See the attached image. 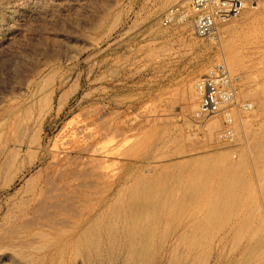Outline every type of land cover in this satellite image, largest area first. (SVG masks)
Listing matches in <instances>:
<instances>
[{
    "label": "rangeland",
    "instance_id": "rangeland-1",
    "mask_svg": "<svg viewBox=\"0 0 264 264\" xmlns=\"http://www.w3.org/2000/svg\"><path fill=\"white\" fill-rule=\"evenodd\" d=\"M183 1L0 0V187L15 180L0 190V222L17 206V227L31 228L16 247L0 250V264H95L85 257L89 245L75 241L77 221L81 230L93 219L114 221L142 185L150 190H136L141 202L152 194L167 210L190 202L204 210L221 197L211 191L216 180L188 179L202 169L236 165L227 179L237 189L229 193L233 206L264 213V0L221 25L213 39L196 36L191 23H160L169 6ZM219 60L253 104L237 118L234 142L218 139L219 116L194 118L197 79ZM55 170L68 173L65 182ZM44 181L50 206L36 203L40 210L24 213L25 199Z\"/></svg>",
    "mask_w": 264,
    "mask_h": 264
},
{
    "label": "bare ground",
    "instance_id": "bare-ground-1",
    "mask_svg": "<svg viewBox=\"0 0 264 264\" xmlns=\"http://www.w3.org/2000/svg\"><path fill=\"white\" fill-rule=\"evenodd\" d=\"M185 1H187V0H185ZM185 1H183V2H185ZM183 2H181V3H183ZM178 3H180V2H178ZM186 23L192 24L191 21H188ZM221 25H223V24H221ZM221 25H219V27ZM219 27H218V29H219ZM229 72H230V70H229ZM195 87H196V85H195ZM196 92H197V89H196ZM243 113H245V112H243ZM244 119L245 118L242 119L243 120V123H242L243 127H241V129L242 128L247 129V127H245V125H244V122L246 123L248 121L247 120L248 118H246L247 121L246 120L244 121ZM214 123H216L215 125H217V123H218L217 120H215ZM247 123H246V126H247ZM21 131H23V130H21ZM242 131L243 132L245 131L244 133H247L248 130L242 129ZM238 136L240 137V135H238ZM17 137H18V135H17ZM100 142H101V140H100ZM105 143H107V142H105ZM256 149H258V146L256 147ZM5 152H4V154H6ZM250 152H251V150H250ZM0 156H1V154H0ZM58 157H60V156H58ZM58 157L56 160H59ZM11 158H12V154H11ZM51 159H50V161H51ZM6 160H9V159H6ZM57 164H59V161H57ZM57 164H56V166H57ZM220 166H219V168H220ZM57 167L59 168V166H57ZM61 167H62V165H61ZM67 168L65 170L66 172H68ZM261 168H263V167H261ZM60 169L61 168H59L57 171H59ZM234 169L237 170L238 167L233 164V165H230L224 169L220 168V170H218V169H214V170L213 169H211V170L210 169L209 170L202 169L201 171L199 170V172H191V173H189V175H187L188 179H192V178L196 179L197 178V181L199 179L200 180L199 182L205 183V184L207 181H208L207 184L215 183V182H212V180L217 181V185H215L213 187L214 188L213 190H215V191H213V190H211V191L215 192L216 194H220L221 198H219V197H218L219 199L216 198L215 201H218V202H214V203H216L215 205H211L204 210L193 209L190 206L191 202L189 204H185V207L182 210H177V211L167 210V209L162 208L161 207L162 205L160 206L156 202L151 201L155 198L154 196H153L154 198L152 197L151 193H150L151 194L150 195V197H151L150 201L147 198L148 202H145V201L141 202L143 199H141L140 196L138 197L136 194V192H137L136 190H138V189L133 188L132 191L130 190L132 192V195L130 192L131 197L129 199L127 198L128 200L126 199L127 202L122 206V208L119 207L120 208L119 209L117 207V205L116 206L114 205V207L118 208V210H116L117 208L115 209L117 211V212L116 211L115 212H116L117 217H119V221H118V222H120L119 224L116 222V215L114 217L115 220L114 219L113 220L117 224L114 221H112V222H110L111 220L108 221L107 218H106L107 221L106 220L105 221L104 220L99 221L97 219L96 220L93 219L92 221L89 222L88 225H86L87 226L86 228L84 226L85 229H82L83 230L82 231L81 226L83 225V221L82 222H81V220L77 221L76 224L78 226L77 227L78 237L75 241L78 244L83 242V243H87L89 245V247L87 248L86 254H85V257L87 259L86 258L85 259L88 260V263H90L89 261L94 259L93 263H95V264H264V213H262V212L260 213L257 210L243 211V210H240V208L238 210H236L238 207L233 206L234 202H231L232 197L229 196V195H231L229 193L235 192L237 190L236 189L237 187H235L234 186L235 184H234L233 186L235 188L233 187L234 188L233 190H235V189L236 190L232 191L231 190L232 185L230 186L228 184V182L233 184L232 182H230V181H232L231 180L232 178L229 179L230 181H228V182H227V179H228V177H231L230 176L231 171L233 173ZM1 170L3 171V168H1L0 171ZM20 171H21V169H20ZM14 172H15V170H14ZM229 172H230V175H229ZM59 173L57 172L58 175H60ZM64 173L65 172H63V174ZM255 173H257V171ZM13 174H12V176H13ZM63 174H61L60 177ZM67 174H65L64 176H67ZM0 176H1V174H0ZM64 176H62V177H64ZM60 177H58V178H60ZM35 178H33V179H35ZM8 179L6 181H8ZM10 179H9V182L5 181V184L3 185L4 187L3 186L0 187V190L3 188L4 189L7 188L6 190H9L8 188L11 187L15 183V180H12V179L10 180ZM13 179H15V178H13ZM38 180H39V177H38ZM65 180L67 183V181L69 179L67 178ZM32 181H34V180H32ZM60 181L62 182V180H60ZM63 181H64V179H63ZM197 181H196V183H197ZM209 181H211V182H209ZM29 182L32 183L30 181V179H29ZM260 182H262V180ZM260 182H258V183H260ZM140 183H141V185L144 184V182H140ZM140 183H138V184H140ZM67 184H69V183H67ZM67 184H65V185H67ZM47 185H48L47 181L40 183L37 187L35 185H34L35 187L31 185L32 188L34 187V189H33V191H30L31 195L29 197H27L28 195L26 196L27 199H25V200H27L28 203H27L26 207L23 204V206L25 207L23 209L24 213H27L30 210H35V208L38 209L39 207L38 206L36 207L34 205L36 203L40 204V208L43 205H46L48 203L47 200L49 197H51L50 196L51 194L48 193L49 195L47 197V192L49 191ZM51 185H54V184H51ZM59 185H60V182H59ZM59 185H57V186H59ZM62 186H64V185H61V187ZM67 186H70V185H67ZM142 186H138L139 192H140V189H143V188H144L143 190L145 191V189L147 187L146 185H145V187H142ZM236 186H239V185H236ZM140 187H142V188H140ZM210 187H212V186H210ZM4 189H3V191H4ZM148 189L149 188H147L146 190L148 191V196H149V190L150 189L149 190ZM54 190H56V189H54ZM57 190H58V188H57ZM67 190H68V188H67ZM144 191H143V193H147ZM28 193H29V191H28ZM56 193H54L55 195L52 194V197L55 196L56 198H58L59 196H57ZM59 193H58V195H59ZM154 193L156 196V191H154ZM23 194H25V193L23 192ZM61 194L65 195V193L63 194V192H61L60 195ZM128 194H129V192H128ZM185 194H186V192H185ZM233 194L234 193H232V195ZM190 195H193V194H190ZM146 196H147V194H146ZM234 196H236V195H234ZM60 200H62V199H60ZM155 200L157 201V199H155ZM158 200H160V199H158ZM183 200H185V199H183ZM160 202H161V200H160ZM240 202L242 203L241 199H240ZM236 203L237 202H235V204ZM17 204H19V203H17ZM12 205H13V202H12ZM33 206H35L34 209H32ZM46 206H50V205L48 204ZM109 206H112V205L110 204ZM159 206H160V208H159ZM60 207H61V205H60ZM94 207H92V209H94ZM40 208H39V210H40ZM42 208H45V206H43ZM86 208H87V206H86ZM51 213H52V211H51ZM88 214H87V216H88ZM45 215H46V213H45ZM28 216H29V214H28ZM80 216H82V215H80ZM84 216L85 215H83L82 217L85 218ZM32 218H33V216H32ZM110 218L112 219V217H110ZM2 219L4 221L2 220L0 222V224L3 222L2 223L3 225L2 226L0 225V250H2V248L7 247V246L14 248L17 246V236L18 235L20 236V234H23V235L28 234L31 231L30 230L31 228L29 226H26L27 224L26 225L21 224L22 227L20 225H19L20 227H17L18 226V224H17V222H18L17 221V206L12 207V208H8L7 211H5L2 214ZM21 221H23V220H21ZM27 221H28V219H27ZM27 223L29 225V222H27ZM76 224H74V225H76ZM57 225H58V223H57ZM48 226H50V225H48ZM117 226L119 227V229H117L116 231L115 230L113 231V228L117 227ZM102 227H104V228L107 227L108 231L103 232L101 230ZM72 230H73V228H72ZM62 231H65V230H62ZM74 231H76V230H74ZM43 235H44V233H43ZM28 242H30V241H28ZM4 249H3V251H5ZM228 250H229V252H228Z\"/></svg>",
    "mask_w": 264,
    "mask_h": 264
},
{
    "label": "built area",
    "instance_id": "built-area-1",
    "mask_svg": "<svg viewBox=\"0 0 264 264\" xmlns=\"http://www.w3.org/2000/svg\"><path fill=\"white\" fill-rule=\"evenodd\" d=\"M262 0H187L168 7L159 17L165 27L193 24L198 37L213 39L221 24L239 17L247 9H257ZM198 109L196 121L204 123L219 116V140L234 142L237 118L253 108L250 100L240 97L239 79L233 77L225 61L215 62L196 82Z\"/></svg>",
    "mask_w": 264,
    "mask_h": 264
}]
</instances>
